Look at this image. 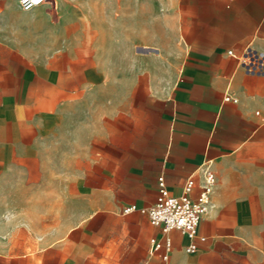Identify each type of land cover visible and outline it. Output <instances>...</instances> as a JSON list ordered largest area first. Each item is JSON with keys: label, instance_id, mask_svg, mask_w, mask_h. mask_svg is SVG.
Wrapping results in <instances>:
<instances>
[{"label": "crops", "instance_id": "1", "mask_svg": "<svg viewBox=\"0 0 264 264\" xmlns=\"http://www.w3.org/2000/svg\"><path fill=\"white\" fill-rule=\"evenodd\" d=\"M206 166L164 261L140 208ZM0 264H264V0H0Z\"/></svg>", "mask_w": 264, "mask_h": 264}, {"label": "built area", "instance_id": "2", "mask_svg": "<svg viewBox=\"0 0 264 264\" xmlns=\"http://www.w3.org/2000/svg\"><path fill=\"white\" fill-rule=\"evenodd\" d=\"M45 0H19L24 9H31L40 5ZM233 54V51H229ZM226 99L237 101V98L226 96ZM204 182L196 196L191 192L196 184L194 174L187 177L184 191L174 194L168 188L165 176L158 177V194L155 202L148 207L140 208L147 213L150 222L161 229V237H151V249L159 252L164 261H168L173 247L171 232L180 231L186 235L189 242L185 246L187 252H193L198 248V240H205L206 236L199 231L200 222L210 207V195L215 184V174L210 166L204 167ZM138 209L136 204H131L123 209L125 213Z\"/></svg>", "mask_w": 264, "mask_h": 264}]
</instances>
